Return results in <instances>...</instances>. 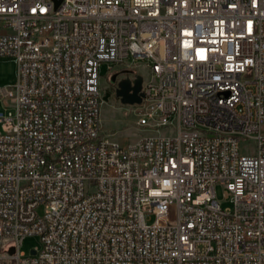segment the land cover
Masks as SVG:
<instances>
[{
    "label": "built area",
    "instance_id": "2783aa9c",
    "mask_svg": "<svg viewBox=\"0 0 264 264\" xmlns=\"http://www.w3.org/2000/svg\"><path fill=\"white\" fill-rule=\"evenodd\" d=\"M0 57V264H264V0H0ZM103 63L142 78L125 144Z\"/></svg>",
    "mask_w": 264,
    "mask_h": 264
},
{
    "label": "rangeland",
    "instance_id": "374dc122",
    "mask_svg": "<svg viewBox=\"0 0 264 264\" xmlns=\"http://www.w3.org/2000/svg\"><path fill=\"white\" fill-rule=\"evenodd\" d=\"M131 59L132 58H129V61H131ZM136 63H145V61L137 60ZM108 66L111 67V71L108 70ZM117 68V65L107 63L101 64L99 68L102 92H112V95L107 101H104L101 108V127L105 133L110 134L115 140L125 144L139 138L145 134V132L136 126L137 115L134 105L122 104L119 99L115 97L114 89L110 87V76ZM139 71L144 73L145 69L140 68ZM134 73L137 74L127 69V72H124V74L120 73L119 76L124 75V77L131 78ZM15 77L16 64L14 59L10 57H0V87H5L13 83ZM10 112L11 108L5 107L3 102L0 101V114L6 115ZM253 146L254 142L251 140L241 143V147L244 151ZM216 197L217 200L221 202L222 207L228 206V203L223 199V192L219 186L216 187ZM39 247L40 241L37 236H26L21 242L20 251L29 254L30 250Z\"/></svg>",
    "mask_w": 264,
    "mask_h": 264
},
{
    "label": "water",
    "instance_id": "95a60500",
    "mask_svg": "<svg viewBox=\"0 0 264 264\" xmlns=\"http://www.w3.org/2000/svg\"><path fill=\"white\" fill-rule=\"evenodd\" d=\"M60 0H55V5L59 4ZM142 78L140 75H136L133 80L130 78H123L116 84L114 91L115 97L119 99L122 104L127 105H139L142 99ZM109 94L106 93L103 96V101H107ZM34 254V251H31Z\"/></svg>",
    "mask_w": 264,
    "mask_h": 264
},
{
    "label": "flooded vegetation",
    "instance_id": "af4514ba",
    "mask_svg": "<svg viewBox=\"0 0 264 264\" xmlns=\"http://www.w3.org/2000/svg\"><path fill=\"white\" fill-rule=\"evenodd\" d=\"M117 77H118L117 73H114V74H112L110 76L109 84H110V87L113 88V89H115ZM106 93L109 94V97L112 95V92L111 91L110 92H104L103 94L105 95Z\"/></svg>",
    "mask_w": 264,
    "mask_h": 264
}]
</instances>
